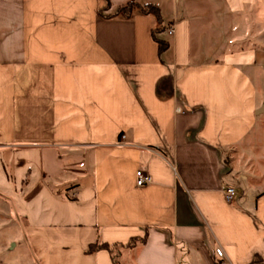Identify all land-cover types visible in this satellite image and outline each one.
Segmentation results:
<instances>
[{"label":"crops","instance_id":"obj_1","mask_svg":"<svg viewBox=\"0 0 264 264\" xmlns=\"http://www.w3.org/2000/svg\"><path fill=\"white\" fill-rule=\"evenodd\" d=\"M130 1L0 0V264H264V0Z\"/></svg>","mask_w":264,"mask_h":264},{"label":"trees","instance_id":"obj_2","mask_svg":"<svg viewBox=\"0 0 264 264\" xmlns=\"http://www.w3.org/2000/svg\"><path fill=\"white\" fill-rule=\"evenodd\" d=\"M125 14L126 16H131L133 13H138V14H152L156 17L157 20V24L153 29V36L154 38L157 40L158 42V46H159V51H163L164 49L167 48L168 44L163 41V40H159L156 38V34L159 32L163 31V24H162V19H161V14H160V8L158 5L154 4V3H139L135 0H131L130 2H128L126 5L121 6L116 14L114 15H118V14ZM101 14L103 15V12H101ZM114 15H109V16H105L106 18H111L114 17ZM145 241V237L144 238H132L127 244H123V245H109L106 243H96V244H92L89 248L90 252L99 250V249H108L109 251H111L112 253L114 252L115 249H117L118 247H127V248H132L135 245H137L138 243H143ZM114 263L115 264H119V259L117 258V256L114 254ZM216 264H220V262H217Z\"/></svg>","mask_w":264,"mask_h":264},{"label":"rangeland","instance_id":"obj_3","mask_svg":"<svg viewBox=\"0 0 264 264\" xmlns=\"http://www.w3.org/2000/svg\"><path fill=\"white\" fill-rule=\"evenodd\" d=\"M1 198V197H0ZM11 206L9 202L0 200V258L11 257L12 254L17 252L19 249L13 250L12 239H9L10 232L13 233L15 225L19 224L18 218L10 210ZM11 242V243H10ZM14 242H18V239H15Z\"/></svg>","mask_w":264,"mask_h":264},{"label":"built area","instance_id":"obj_4","mask_svg":"<svg viewBox=\"0 0 264 264\" xmlns=\"http://www.w3.org/2000/svg\"><path fill=\"white\" fill-rule=\"evenodd\" d=\"M176 31L175 27H170L168 29V32L170 34H174ZM177 111L180 112L181 109L180 108H177ZM122 138L124 139L125 138V135L122 136ZM136 176H137V180H136V183L138 186H143L149 182H151V176L144 172L143 170L139 169L137 172H136ZM240 195V192L234 188V187H227L224 189V196H225V199L229 202L231 201H234L237 197H239ZM215 254L216 256L221 260L220 264H228V262H226L225 260V252H224V249L221 247V246H217L215 248Z\"/></svg>","mask_w":264,"mask_h":264}]
</instances>
